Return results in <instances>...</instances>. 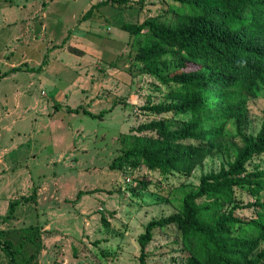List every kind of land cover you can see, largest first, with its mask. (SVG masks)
<instances>
[{
    "label": "rangeland",
    "instance_id": "1",
    "mask_svg": "<svg viewBox=\"0 0 264 264\" xmlns=\"http://www.w3.org/2000/svg\"><path fill=\"white\" fill-rule=\"evenodd\" d=\"M88 1L80 0L76 5L72 0L71 4L82 10ZM145 1L153 0H139L137 4ZM154 1L156 8L150 13L151 18L166 24L174 22L176 15L171 11L178 5L169 0ZM32 4L37 1L0 0L1 74L9 72L12 64H18L24 53L35 49L23 40L18 41V29L6 22H12L19 7L29 9ZM148 31L141 34L138 46ZM169 58L171 69L179 61L172 53ZM133 59L124 67L132 76L124 92L116 89V97L107 92L108 98H114L113 103L109 100L102 104L101 97L98 107L96 101L84 105L95 115L104 112L102 117L87 116L82 112L83 107H79V113L64 110V124L54 126L48 121L57 115L55 120L62 122L59 113L43 112V117L48 119L44 121L46 130H41L44 128L40 123L34 126L33 121L25 120L24 106L17 105V96L8 86L22 84L21 88L26 89V84L32 82L28 75L14 79L15 75L9 73L6 80L0 77V238L11 241L16 251L12 258L0 246V264H142L139 237L146 225L181 213L185 194L198 189L203 176L228 170L236 151L243 146V135L257 137L261 131L264 83H259V94L244 104L242 122L230 119L226 123V152L207 156L190 172L163 175L143 164L136 167L127 164L113 170L112 163L127 149L125 136H152L153 133L143 134L136 129L159 120L175 129L191 117V113L157 114L146 110L178 102L177 94L172 84L162 82L165 70L159 76L144 72L135 56ZM39 85L37 81L30 97L41 99L43 91L49 93L48 83ZM14 109L16 112H12ZM219 116L216 112L208 115ZM246 167L249 172L264 168V151L254 154ZM139 181L148 184L142 187ZM235 191L238 205L235 214L251 219L256 215L255 209L247 204L254 200L244 189ZM12 202L17 204L10 212ZM181 248V231L175 224L157 228L144 253L146 262L186 264Z\"/></svg>",
    "mask_w": 264,
    "mask_h": 264
},
{
    "label": "trees",
    "instance_id": "2",
    "mask_svg": "<svg viewBox=\"0 0 264 264\" xmlns=\"http://www.w3.org/2000/svg\"><path fill=\"white\" fill-rule=\"evenodd\" d=\"M169 1L178 5L171 11L176 15L174 22L166 24L150 17L140 25H126V29L132 35L149 29L135 61L147 73L159 76L165 70L162 82L172 84L177 94L178 102L146 110L191 113V117L175 129L164 120L136 129L152 136H125L127 149L114 160L113 170L143 164L163 175L190 172L207 156L226 152V123L230 119L242 122L244 104L259 94V83H264V0ZM105 3L121 6L131 0ZM171 53L179 63L170 69ZM82 112L92 118L104 115ZM213 112L220 116L208 117ZM262 151L264 121L257 137L243 135V146L228 170L203 176L199 188L185 194L181 213L146 225L139 237L142 264H148L144 253L154 230L169 224L181 231L186 264H264V168L249 172L246 167L254 154ZM138 184L146 187L148 182ZM235 189L246 190L254 200L247 204L256 214L249 220L235 214ZM16 204H10V212ZM0 246L12 258L16 256L11 241L0 238Z\"/></svg>",
    "mask_w": 264,
    "mask_h": 264
},
{
    "label": "crops",
    "instance_id": "3",
    "mask_svg": "<svg viewBox=\"0 0 264 264\" xmlns=\"http://www.w3.org/2000/svg\"><path fill=\"white\" fill-rule=\"evenodd\" d=\"M36 1L37 4H32L29 9L19 7L17 13L13 14L12 22L6 21L18 29V41L23 40L35 49L24 53L21 61L12 64L9 72L0 73V77L6 80L10 74L15 75L14 79L28 75L26 77L32 82L26 84V89L21 88L22 84L10 83L8 86L17 96V105L24 106L26 114L22 116L25 120L30 119L34 126L40 123L39 126L44 128L41 130H46L44 121L48 119L43 117V112L51 115L59 113L63 123L55 120L56 114L53 120L48 121V124L56 126L58 123L64 124V110L84 109V105L88 106L94 101L95 107H98L101 97L104 99L102 104H107L109 100L113 103L114 98H108V93L116 97V89L124 92L126 85L132 81V76L124 67L130 63L129 60L134 61L142 34L132 35L126 25L142 24L153 16L150 13L156 4L153 0L138 5L139 0H136L129 5L119 6L106 4L108 0H89L81 10L75 7L80 0H73L75 6L71 4L72 0ZM90 10H93L91 16L84 18ZM40 49L43 51L39 54ZM117 63L120 66H116ZM29 68L34 72L28 71ZM34 77L40 82L39 87L47 83L50 86L49 93L43 91L41 99L30 97V91L37 84ZM22 94H26V99ZM12 112H16L15 109Z\"/></svg>",
    "mask_w": 264,
    "mask_h": 264
}]
</instances>
